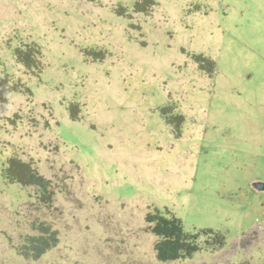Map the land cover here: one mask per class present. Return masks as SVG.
Here are the masks:
<instances>
[{"label":"rangeland","instance_id":"rangeland-1","mask_svg":"<svg viewBox=\"0 0 264 264\" xmlns=\"http://www.w3.org/2000/svg\"><path fill=\"white\" fill-rule=\"evenodd\" d=\"M145 1L0 0V264H264V0ZM150 213L199 250L159 261Z\"/></svg>","mask_w":264,"mask_h":264},{"label":"trees","instance_id":"trees-1","mask_svg":"<svg viewBox=\"0 0 264 264\" xmlns=\"http://www.w3.org/2000/svg\"><path fill=\"white\" fill-rule=\"evenodd\" d=\"M152 2V0H146L145 6L155 5ZM138 10L142 11L143 9L139 7ZM41 54V50L35 45L28 46L25 50L22 48L16 50V56L19 62L28 69H33L39 64L37 58ZM204 61V57H196V62L201 63L205 70H208V68L206 69L208 65L204 64ZM210 70L212 68H209L208 71L211 72ZM0 80L5 85L7 83L6 86L11 85L10 81L3 77ZM16 90V88L10 89V91ZM4 176L11 182H17L21 185L37 186L41 189L43 196H45L44 201L47 203L51 201L49 181L39 175L29 163L23 162L16 157L10 158L8 166L4 170ZM146 220L152 225L153 234L160 238L155 245L156 256L159 261L170 262L190 258L199 250L196 235L186 232L182 227L181 221L175 216L168 217L161 213H150L147 215ZM38 231V235L28 236L26 238L22 249L25 256L34 260L39 259L47 250L55 247L59 240L57 231L52 230L45 224L39 225ZM203 233L213 240L212 245L208 246L210 249L217 250L225 245L226 239L221 233H215L212 230H204Z\"/></svg>","mask_w":264,"mask_h":264},{"label":"water","instance_id":"water-1","mask_svg":"<svg viewBox=\"0 0 264 264\" xmlns=\"http://www.w3.org/2000/svg\"><path fill=\"white\" fill-rule=\"evenodd\" d=\"M254 186L260 191L264 189V184L262 183H256Z\"/></svg>","mask_w":264,"mask_h":264}]
</instances>
